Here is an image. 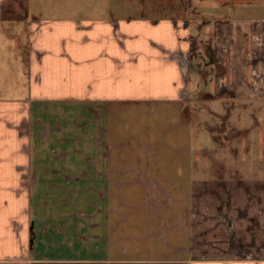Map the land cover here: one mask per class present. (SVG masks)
Segmentation results:
<instances>
[{"label":"crops","instance_id":"1","mask_svg":"<svg viewBox=\"0 0 264 264\" xmlns=\"http://www.w3.org/2000/svg\"><path fill=\"white\" fill-rule=\"evenodd\" d=\"M181 5L182 14L84 18L0 0V264H264L194 251L196 228L229 218L213 188L264 187V0ZM201 36L213 68L204 85L191 54ZM206 92L248 111L233 128L252 166L213 165L223 175L205 177L188 147L158 163L151 125L148 143L135 133V148L120 144L129 108L153 116L151 133L168 123L183 135Z\"/></svg>","mask_w":264,"mask_h":264},{"label":"rangeland","instance_id":"2","mask_svg":"<svg viewBox=\"0 0 264 264\" xmlns=\"http://www.w3.org/2000/svg\"><path fill=\"white\" fill-rule=\"evenodd\" d=\"M39 1L46 7V12L50 14V16L104 18L106 16H121L128 13L129 15L136 16L140 12L158 16V14L163 13L164 9H166V13H168L172 8L176 14H182L184 10L181 5V0ZM161 7L164 9L161 10ZM20 28V25H15L11 27V31L19 32ZM22 29L24 30V28ZM202 39L204 40L202 43L197 39L194 41L191 54L194 58V70L201 74L203 80H200L199 83L204 85L205 81L210 79L213 68L207 52V47H209V44H207L208 41L204 37ZM5 41H7V37L4 36L2 43ZM13 47L18 53L17 49L19 46L16 41L13 42ZM22 50L24 51V49ZM3 55L4 51H2L1 58L2 70H7L8 63L6 59L3 58ZM16 62L20 64L19 59L18 61L16 60ZM3 72L5 74V71ZM194 82L191 81V87H194L196 91V84H198V82ZM205 87L208 88L207 86ZM23 94L22 92L21 95L23 96ZM209 94L208 92L201 93L200 95H196L199 97L198 100L193 99V102L191 101V104L199 106V120L196 122L192 121L193 123H190L188 133L186 134V131L183 130V135L179 130L174 132L171 131L172 126L168 123L167 126L164 125L165 123H158L154 133H151L154 128L153 125L156 124L153 123V116H150L148 113L145 114V112L140 113L135 107L129 108L131 113L127 114L125 118L130 119L133 123L122 124L121 127L124 129V136L127 139L120 140V144L125 149H133L136 146L133 143L130 144V142L137 144V139L132 140L133 135L139 134L142 136V143H145V140H147L148 143V137L153 135L155 138L151 144L152 148H154L158 154L155 157L158 163L167 161V157L163 155L166 150L173 147L184 152L188 147L190 153L194 156V164L199 167V174L203 173L205 177L223 175V173L217 172V170L213 171V165H225L228 166V169H237L239 166H247V168L252 166L255 157L249 156V158L246 159V155L243 153L242 147L245 145L243 141L244 134L241 135L240 133L238 136L233 128L234 126L238 129V126L247 120L249 116L247 115L248 111H241L238 108L234 109L231 106V102L224 107L220 98H210ZM77 110H80L84 114V108L79 109L78 107ZM145 110L148 111L146 108ZM157 115L158 117H162L160 112H158ZM125 118L123 117V119ZM149 118L152 120L151 123H149ZM148 125L152 127L150 135L148 131H145ZM111 126H114V132L118 130L117 128H120L117 119L112 121ZM174 129L178 128L176 127ZM118 131H121V129ZM166 132L168 133L166 134ZM227 136H229L231 140L226 139ZM115 138L117 140V134H115ZM118 143L117 140V144ZM233 147H237V151L232 150ZM243 173L247 176L249 174L245 173V171ZM224 176L228 175L225 173ZM226 188L215 187L212 189L215 190V192L211 193L212 197L214 196L216 198L219 196L222 199L221 203L218 205L224 206L225 208L224 210L222 209L223 211L221 212H225V214L229 216L226 221V227L221 226L220 228V223H222L223 220L211 218V220L213 219L212 222H210V226L212 225L211 228H196V232L194 233V251L196 257L203 258L210 256V258L264 259V197H262V195H264V187H252L251 189L247 187ZM207 217L209 216H206V218ZM229 221L231 225H229ZM217 223L220 229L219 231L216 229L213 230L212 228L216 227L215 225H217ZM208 231L210 234H208ZM214 233L217 235L213 236Z\"/></svg>","mask_w":264,"mask_h":264}]
</instances>
